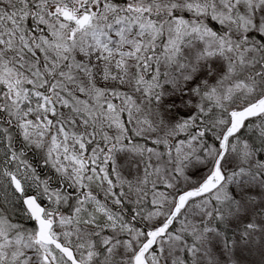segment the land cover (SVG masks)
Instances as JSON below:
<instances>
[{"label":"snow or ice","instance_id":"obj_1","mask_svg":"<svg viewBox=\"0 0 264 264\" xmlns=\"http://www.w3.org/2000/svg\"><path fill=\"white\" fill-rule=\"evenodd\" d=\"M0 264H264V0H0Z\"/></svg>","mask_w":264,"mask_h":264}]
</instances>
